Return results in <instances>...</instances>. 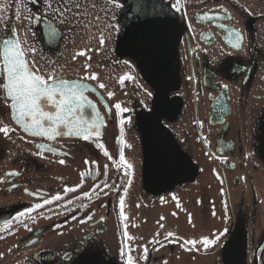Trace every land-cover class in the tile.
Masks as SVG:
<instances>
[{
  "label": "flooded vegetation",
  "instance_id": "af4514ba",
  "mask_svg": "<svg viewBox=\"0 0 264 264\" xmlns=\"http://www.w3.org/2000/svg\"><path fill=\"white\" fill-rule=\"evenodd\" d=\"M73 3L70 28L42 0H0V33L14 27L37 67L97 75L86 94L102 118L99 136L48 140L0 105L13 130L0 137V264H264V0ZM190 196L212 218L207 248L188 232Z\"/></svg>",
  "mask_w": 264,
  "mask_h": 264
},
{
  "label": "snow or ice",
  "instance_id": "6c2138e0",
  "mask_svg": "<svg viewBox=\"0 0 264 264\" xmlns=\"http://www.w3.org/2000/svg\"><path fill=\"white\" fill-rule=\"evenodd\" d=\"M108 2L112 3L114 7H119L115 0H108ZM42 3L44 4V11H50L54 18L60 20L61 24L70 28L79 25L78 19L74 21V19L69 18L73 17L74 13L76 16L80 15L79 12L75 11L80 6L78 3L74 4L73 0H42ZM179 3L181 0H177V4ZM176 10L180 11L178 7ZM87 26L85 24V27ZM48 28L50 40L60 35L50 23ZM231 35L235 36V42L231 40L229 42L234 48L240 49L241 33L234 31ZM5 36L8 38H4ZM103 43L104 40L101 38L100 44L103 45ZM36 52L37 49L28 45L26 39L22 40L17 37L14 27L10 28L7 33H0V105H6L11 113V118L17 124L22 125L23 131L30 133L32 137H47L48 140H54L57 137L68 136L89 140L90 137L99 136L98 121L102 118L96 110L95 104L85 95V92L89 90V85L83 82L95 80L97 75L92 73L79 79H66L62 75H57L59 69L55 67L56 62L54 61H49V67L42 70L37 67L34 60L28 59L30 53L35 54ZM85 54L83 51L77 53V55ZM41 58L43 59V57ZM88 58L90 59V57ZM84 67L87 69L90 65L85 64ZM99 87L103 88L105 85L100 84ZM108 95L111 97L113 93ZM86 107L92 109L90 114L85 113ZM49 108L50 110H48ZM115 108L118 110V114L128 111L127 108H122L119 103L115 105ZM121 123L123 124V121ZM10 131L13 130L7 126L0 127V133L5 136ZM37 147L42 149L46 145L38 144ZM98 147H103V145L99 144ZM49 150L55 151L53 148H49ZM104 155L108 156V152L105 151ZM120 161L122 164H126L123 152H120ZM59 162L63 164L64 160ZM126 166L131 168V164H126ZM72 190L71 188L67 189V191ZM84 195L88 196L89 193H84ZM60 199L59 195L52 197V200L59 201ZM49 203L51 201L45 199L43 204L37 203L34 208L40 209L44 204ZM121 205H123V199H121ZM34 208L29 207L24 212L18 213V218L30 214ZM11 223V221H6L5 226L11 227ZM160 227L164 226L161 224ZM168 235L171 236L173 233L169 232ZM186 243L195 246L197 242L189 240ZM201 243L207 248L216 243V240H209L205 237ZM144 251L146 253L147 248ZM127 264H133L131 256L128 257Z\"/></svg>",
  "mask_w": 264,
  "mask_h": 264
},
{
  "label": "rangeland",
  "instance_id": "374dc122",
  "mask_svg": "<svg viewBox=\"0 0 264 264\" xmlns=\"http://www.w3.org/2000/svg\"><path fill=\"white\" fill-rule=\"evenodd\" d=\"M4 126V125H1ZM5 136L3 133H0V137ZM190 202L188 206V232L194 234L197 237H207L213 234L211 219H202L200 217L201 206H195L191 203L192 196L189 197ZM198 200L201 201V197L198 195ZM207 213V212H206ZM146 224V228H147ZM133 230V228H131ZM148 232V231H146ZM189 234V235H190Z\"/></svg>",
  "mask_w": 264,
  "mask_h": 264
},
{
  "label": "water",
  "instance_id": "95a60500",
  "mask_svg": "<svg viewBox=\"0 0 264 264\" xmlns=\"http://www.w3.org/2000/svg\"><path fill=\"white\" fill-rule=\"evenodd\" d=\"M45 36H47V33L45 34ZM84 83H87L88 85H89V89H92V90H95V92H96V87L93 85V84H91L90 82H87V81H83ZM153 84H155V81L154 80H152L151 81ZM99 93V92H98ZM85 95L86 96H88L87 94H86V92H85ZM89 99H90V97H88ZM91 100V99H90ZM96 106V110L99 112V114H101V112H100V110H99V108H98V106L97 105H95ZM48 110H50V108L48 109ZM92 112V109L91 108H88V107H86L85 108V113H87V114H90ZM98 124H99V128L101 127V123L98 121ZM21 127H22V125H20ZM23 128V127H22Z\"/></svg>",
  "mask_w": 264,
  "mask_h": 264
}]
</instances>
